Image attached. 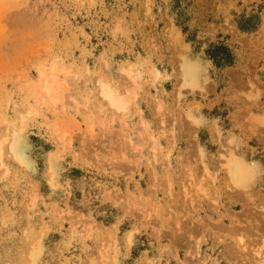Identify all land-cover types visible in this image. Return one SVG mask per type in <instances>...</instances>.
<instances>
[{
    "label": "rangeland",
    "instance_id": "374dc122",
    "mask_svg": "<svg viewBox=\"0 0 264 264\" xmlns=\"http://www.w3.org/2000/svg\"><path fill=\"white\" fill-rule=\"evenodd\" d=\"M1 143L0 264H264V0H0Z\"/></svg>",
    "mask_w": 264,
    "mask_h": 264
},
{
    "label": "bare ground",
    "instance_id": "6f19581e",
    "mask_svg": "<svg viewBox=\"0 0 264 264\" xmlns=\"http://www.w3.org/2000/svg\"><path fill=\"white\" fill-rule=\"evenodd\" d=\"M194 70V69H193ZM184 72L186 77L188 76V79L195 82V74L191 71L190 68H184ZM44 79H43V84L41 86V88L39 89V94L42 96L41 99L45 98L46 101H53L54 99H48L49 95L51 93H53L54 90V86L56 87L57 81L56 78L53 76L50 77H46L44 75V73L41 74ZM56 82V83H55ZM57 88V87H56ZM113 89H110L109 87H107L106 85H102L101 86V95L104 98V100H106L111 106L116 107L117 109H122L124 106H122V102L120 100L117 99L116 95L114 94L115 92L112 91ZM53 95V94H52ZM43 101V100H42ZM45 101V100H44ZM55 101V100H54ZM53 103V102H52ZM15 134L12 135L11 137V142H13V140L15 139ZM2 145V143L0 144V146ZM1 150V149H0ZM229 174L234 182L235 185L237 186H241L243 184V178L247 177V172L246 170H244V168H241V165L236 164L235 162L233 164H231L230 168H229ZM247 181V179H246ZM245 183V182H244Z\"/></svg>",
    "mask_w": 264,
    "mask_h": 264
},
{
    "label": "trees",
    "instance_id": "16d2710c",
    "mask_svg": "<svg viewBox=\"0 0 264 264\" xmlns=\"http://www.w3.org/2000/svg\"><path fill=\"white\" fill-rule=\"evenodd\" d=\"M225 58H221L217 64L221 65V66H226V65H230L232 62L231 56H229L227 53H225L224 55Z\"/></svg>",
    "mask_w": 264,
    "mask_h": 264
}]
</instances>
